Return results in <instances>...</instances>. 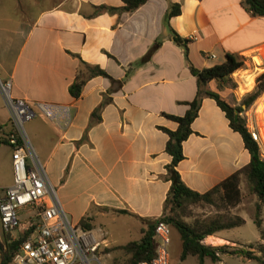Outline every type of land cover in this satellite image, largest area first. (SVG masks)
Segmentation results:
<instances>
[{
	"label": "crops",
	"instance_id": "1",
	"mask_svg": "<svg viewBox=\"0 0 264 264\" xmlns=\"http://www.w3.org/2000/svg\"><path fill=\"white\" fill-rule=\"evenodd\" d=\"M10 1L0 0V77L13 81L15 98L70 109L69 126L64 118L54 123L41 113L26 126L69 219L105 231L104 251L140 241L143 230L164 215L172 158L163 129H178L165 115L185 116L186 104L196 99L198 80L190 68L209 69L225 63L228 54L241 56L245 67L233 75L234 93L251 94L261 75L257 69H264V16L253 15L245 0H150L132 13L97 16L96 7L124 4ZM176 4L181 14L169 19ZM82 62L110 78H92L75 99L69 90ZM254 73L246 90L241 83ZM220 89L228 90L218 81L206 87ZM11 128L0 96V134ZM192 129L177 167L191 190L205 194L250 163L242 136L213 99L204 96ZM0 174L5 190L13 184L7 143L0 145ZM125 220L136 223L139 238L118 245L110 227Z\"/></svg>",
	"mask_w": 264,
	"mask_h": 264
},
{
	"label": "trees",
	"instance_id": "2",
	"mask_svg": "<svg viewBox=\"0 0 264 264\" xmlns=\"http://www.w3.org/2000/svg\"><path fill=\"white\" fill-rule=\"evenodd\" d=\"M124 4L122 8H112L108 6L96 7L94 16L99 14H123L132 13L147 4L150 0H121ZM249 11L256 16H264V0H245ZM181 14V6L173 5L169 13V19ZM174 40L182 44L183 40L173 32ZM159 45H156L154 51ZM245 67V58L228 54L225 63L216 65L209 69L198 70L191 67V73L198 80V95L196 99L187 103L189 110L183 117L165 115L168 119L178 124L176 131L163 129L169 136L166 145V152L172 158V162L167 166V177L172 182L171 190L164 205V215L156 222L151 223L147 229L143 230L140 241L131 242L116 250L122 251L129 257L126 264H139L143 261H151L156 254V242L154 239L155 227L158 221H163L171 226L172 231H176L181 238L182 254L181 261L184 262L189 256L198 257L200 264H204L206 259L216 263L220 261V254H228V246L212 247L203 245L202 242L209 237L218 235L223 231L242 227L245 224L244 218L239 215H223V209L236 208L246 199H254L255 212L252 221L260 230L262 227V214L264 211V159L262 158L259 145L253 140L245 121L240 114L244 111L242 106L233 105L220 91L210 92L206 90L209 83L218 81L222 86L237 88L233 80V75ZM96 77L110 78L108 74L98 66H91L85 62L80 64L78 74L74 84L70 87V94L73 98H80L89 80ZM257 90L248 94L244 98L242 105L252 106L255 101L264 93V75L257 79ZM240 92V91H239ZM204 96L213 99L218 107L226 114L230 122V127L239 133L245 144V148L251 155L250 163L230 176L219 186L211 191L200 194L188 188L177 171L178 165L185 159L183 144L193 134L192 125L199 116ZM100 107L96 113L101 111ZM7 141L0 142L1 144ZM8 144V143H7ZM246 186V194L242 191V185ZM211 207L216 209V216L206 221L187 222L191 215L192 207ZM82 227L91 231L92 227L86 221L81 223ZM20 246L19 241L9 242L0 236V264H13L14 258ZM240 256H251L250 252L240 250L235 253Z\"/></svg>",
	"mask_w": 264,
	"mask_h": 264
},
{
	"label": "built area",
	"instance_id": "3",
	"mask_svg": "<svg viewBox=\"0 0 264 264\" xmlns=\"http://www.w3.org/2000/svg\"><path fill=\"white\" fill-rule=\"evenodd\" d=\"M13 89V81L0 77V96L12 127L7 134H0V142L7 141L12 151L13 171V184L0 197V229L10 242H20L14 264H102L108 247L106 232L87 231L69 219L26 129L38 113L54 123L64 118L69 126L70 109L15 98ZM249 132L262 147L260 133L254 128ZM172 232L170 225L158 221L155 257L139 264H171Z\"/></svg>",
	"mask_w": 264,
	"mask_h": 264
},
{
	"label": "rangeland",
	"instance_id": "4",
	"mask_svg": "<svg viewBox=\"0 0 264 264\" xmlns=\"http://www.w3.org/2000/svg\"><path fill=\"white\" fill-rule=\"evenodd\" d=\"M10 1V0H5ZM12 2V0L10 1ZM264 73V72H263ZM261 75H264L261 73ZM259 75L257 79L261 76ZM258 87L256 81V88L252 92H256ZM227 91L220 92L225 95L226 97L230 96L232 102H234L237 107L242 106L243 112L241 113V118L245 121L246 126L248 129H255L259 133H261L262 122L260 113L257 110V102L260 98L264 97V93L255 101V103L250 106L249 108L245 105H242L243 100L245 97H241L245 92H238V97L235 95L234 90L236 88L226 87ZM239 98V101H237ZM228 99V98H227ZM229 100V99H228ZM261 135V134H260ZM260 151L262 154V158L264 159V150L263 147H260ZM0 174V188H2L4 180ZM242 191L246 194V186L242 185ZM4 190L0 189V195H2ZM191 215L187 219V222L194 223V221H206L210 218L216 216L217 212L215 208L211 207H192L190 209ZM255 212V201L254 199H245L243 203L238 205L236 208H225L221 212L223 215H239L246 221L242 227L235 228L232 230H228L223 232L222 234H218L211 238H207L202 242L203 245L217 247V243H221L222 246H228V254H220V261L219 262H212L210 259H206L204 264H262V258L264 257V211L262 214V227L259 230L257 226L252 221V216ZM133 223L130 225L129 223ZM122 223H128L120 227ZM138 226L135 222L130 220L120 221L115 225L110 227L111 235L113 236V240H116V244L118 245H125L131 241L138 240L139 233H138ZM0 236L2 239H8L5 236L1 229H0ZM225 239L228 240L226 242H221L218 239ZM10 242V241H9ZM120 247V246H119ZM119 247H111L110 249L103 252L102 256V264H126L129 257H126L122 251L116 250ZM244 250L251 253V256H240L235 255L233 253ZM170 256H171V264H200V260L198 257L189 256L184 262L181 261V254H182V245H181V238L179 234L173 230L172 232V244L170 246ZM14 264V262H13Z\"/></svg>",
	"mask_w": 264,
	"mask_h": 264
},
{
	"label": "bare ground",
	"instance_id": "5",
	"mask_svg": "<svg viewBox=\"0 0 264 264\" xmlns=\"http://www.w3.org/2000/svg\"><path fill=\"white\" fill-rule=\"evenodd\" d=\"M259 64V60L257 61ZM257 72L263 73L264 69L259 70L257 69ZM245 73V72H244ZM258 74L254 73L251 75L245 82H242L241 85L246 89L249 90L254 82V79L256 78ZM257 110L258 113H260L261 116V122H262V128H261V136H260V142L264 150V97L260 98V100L257 102Z\"/></svg>",
	"mask_w": 264,
	"mask_h": 264
}]
</instances>
